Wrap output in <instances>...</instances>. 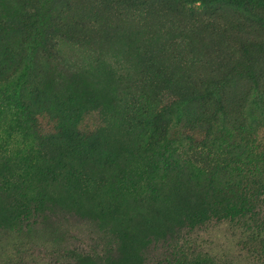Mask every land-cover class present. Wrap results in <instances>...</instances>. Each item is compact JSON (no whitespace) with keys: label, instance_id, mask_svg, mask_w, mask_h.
<instances>
[{"label":"rangeland","instance_id":"obj_1","mask_svg":"<svg viewBox=\"0 0 264 264\" xmlns=\"http://www.w3.org/2000/svg\"><path fill=\"white\" fill-rule=\"evenodd\" d=\"M199 6L0 0V69L9 72L0 82V264H37L26 260L27 251L46 258L52 248L104 254L73 264H170L168 246L190 219L220 202L239 206L241 195L227 194L217 180L214 195L206 180L238 132L219 123L204 149L201 106L189 97L211 82L223 91L251 88L243 138L264 170V42L229 8L206 13ZM172 99L178 103L160 119L171 130L148 157L136 145L143 121ZM22 108L30 114L19 115ZM56 128L75 138L77 151L44 137ZM90 146H98L95 156ZM162 154L179 169L148 173ZM83 177L99 181V191ZM247 203L264 231V202ZM26 205L38 206L34 223L22 218ZM220 223L197 231L201 245L220 264H257L242 224Z\"/></svg>","mask_w":264,"mask_h":264},{"label":"trees","instance_id":"obj_2","mask_svg":"<svg viewBox=\"0 0 264 264\" xmlns=\"http://www.w3.org/2000/svg\"><path fill=\"white\" fill-rule=\"evenodd\" d=\"M119 4L126 3L127 0H115ZM190 4L199 3V9H202L206 13H216L220 10L223 11V7L229 8L232 13H235L246 22L248 31L252 34L253 38H258L264 42V0H187ZM148 3V2H146ZM149 4V3H148ZM186 6V5H185ZM184 6L182 5V10ZM191 9L189 10V12ZM23 19V16H22ZM261 42L251 43V47L256 50L257 46ZM246 55L247 52L245 51ZM9 72L0 69V82L4 76L9 75ZM262 77V76H260ZM257 85V79H255ZM223 85H217L215 82L208 83L203 88L194 91L189 99H195L199 103L200 117L199 123L205 127V133L202 136L199 145L204 149L207 148V143L211 142V138L214 133L219 129V123H226L231 128L235 129L238 134L233 138L235 141L229 145L227 150V159L221 160L213 164L209 169L206 170L207 189L212 191L214 195L220 194L217 189L216 182L219 181L222 189L232 197L241 195V200L238 207L234 204H224L222 202L217 203L214 208L208 212H201L196 217L190 219L186 224L187 228L182 230L176 237L175 241L168 246V250L171 256L175 255V260L170 264H220L217 262V256H213L208 252L201 243L203 242L202 231H208V227L216 224L222 225L220 222H225L227 225L242 224L241 232L244 236L251 238V253L258 260L257 264H264V231L260 230V227L255 224L256 214L251 213L248 210L247 200L251 197L256 198L264 202V170L254 165V161L251 158V147L244 141L243 136L246 130V111L254 101L250 100L254 97L253 90L251 88L240 91L230 88L221 90ZM219 87L221 90L217 97L213 95L217 92L216 88ZM258 89V87H256ZM261 90V89H260ZM236 93V94H234ZM178 97V95H175ZM187 98V97H186ZM185 98V100H186ZM182 100V101H185ZM166 106L156 113L152 109V115L143 121V135L136 140L137 150L143 154H147L148 157H153L155 152L159 150V147L163 144L167 135L171 130L170 124L160 125L161 116H166L170 111L173 110L175 105L178 103L176 99L166 101ZM28 109L22 108V112L19 115H25ZM28 114H30L28 112ZM164 115V116H165ZM31 117L29 122H33L32 127L38 128V123ZM121 123H127V120L120 121ZM196 124L194 127H197ZM229 130V129H228ZM78 136V135H76ZM232 136V135H231ZM52 145L57 147V143L68 146V151H77L75 144V138L68 134L61 133V129L55 130V132L44 135ZM242 137V140H241ZM189 138V137H188ZM77 139V138H76ZM230 139H232L230 137ZM229 139V140H230ZM263 147L262 153H264V142H261ZM98 146H90L87 150L89 154L94 156L98 152ZM158 156V155H157ZM176 171L179 169V162L173 160L170 155L159 156V162L155 165V168L150 167L148 173H155L159 170L166 175L168 170ZM84 183L88 189H95L99 191L100 182L96 179L83 177ZM219 179V180H218ZM217 180V181H216ZM216 181V182H215ZM134 192H138L141 189L139 186H133ZM156 191H152L151 201L156 202L158 199ZM22 218L26 221L31 220L34 223L37 220L38 206L26 205L22 207L21 212ZM249 215V218L244 221ZM244 221V222H243ZM218 222V223H217ZM197 232V233H195ZM181 239V240H180ZM90 241V238H88ZM88 246V245H87ZM110 250H113L110 248ZM47 257L42 254L41 256H30V252L26 253V260L32 261L33 263L37 260V264H73L75 261L82 259L93 258L100 259L101 254L93 253L89 254L81 250H56L55 248L45 251ZM39 257V260H38ZM166 261V262H165ZM169 264V260L165 259L163 262L151 261L149 264ZM30 264H32L30 262Z\"/></svg>","mask_w":264,"mask_h":264}]
</instances>
